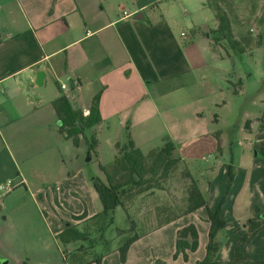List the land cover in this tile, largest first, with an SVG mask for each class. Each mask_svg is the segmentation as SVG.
Listing matches in <instances>:
<instances>
[{"label":"crops","instance_id":"1","mask_svg":"<svg viewBox=\"0 0 264 264\" xmlns=\"http://www.w3.org/2000/svg\"><path fill=\"white\" fill-rule=\"evenodd\" d=\"M184 2L192 7L186 19L174 11ZM232 23L235 38L242 37ZM212 24L216 39L218 23L210 0H132L131 6L120 1L114 6L112 0H0V185L9 181L12 190L7 196L21 187L29 199L16 206L22 218L14 223L10 219L14 209L6 212L9 197L3 199L0 192V259H9L14 245L17 249L15 229L25 239L31 238L30 229L39 223L34 214L41 218V203L49 210L43 220L47 240L52 238L56 245V236L66 226L79 228L101 213L102 205L82 162L89 142L83 135L90 132L95 137L97 144L91 152L101 158L100 137L110 138L108 133L117 124L125 127L126 145L130 142L133 147L127 151L137 150L143 156L145 151H159L156 145L167 133L171 157L178 163L205 160L209 180L203 188L196 187L209 210L220 207V217L227 224L216 235L220 246L215 264H264V106L253 119L246 114L239 126L242 138L237 143L243 150L238 164L230 168L228 143L213 127L227 104L226 60L231 52L219 46V41L213 47L205 42L199 52L195 39L181 45L178 36L181 28L195 33ZM254 50L260 58L262 40L241 55ZM236 75L243 85L246 77H253L242 72ZM261 78L259 72L256 79ZM62 96L83 115L98 96L101 121L77 136L76 144L58 131L52 102ZM203 115L212 116L211 123H203ZM171 117L176 120L172 130L166 124ZM112 144L119 146V142ZM110 167L109 173L106 166H99L104 179L93 173L104 184L107 179L113 182L118 170L115 162ZM183 200L173 209L161 210L156 203L140 207L138 219L150 228L129 246L124 263L115 252L103 256L100 264H196L203 260L210 227L207 211L203 207L192 213L178 212L188 202L186 197ZM81 216L82 220L74 219ZM251 220L259 229L246 246L247 260L234 263L235 249ZM188 225L198 232V248L187 253L186 261L182 256L173 260L176 234ZM76 250V242L67 244L66 254Z\"/></svg>","mask_w":264,"mask_h":264},{"label":"rangeland","instance_id":"2","mask_svg":"<svg viewBox=\"0 0 264 264\" xmlns=\"http://www.w3.org/2000/svg\"><path fill=\"white\" fill-rule=\"evenodd\" d=\"M112 1L114 6H117L119 1L125 6H131L132 0ZM163 3H166V1H163ZM210 3L213 8L216 9L215 11L218 14H226L228 16L230 22H233V29L237 31V28H239L240 33L243 35L242 37L253 39L255 44L262 40L263 50L260 52V58L256 54V50H254L245 55L231 53L230 58L226 60L228 63V81L230 83L229 89L226 92L227 104L224 111L219 113V122L217 126L213 127V129L217 130L222 135V138L228 143L225 147L227 156L226 160L231 168L238 164L239 157L243 150L237 143L238 139L241 140L242 138L239 126L243 122L246 114H250V119H253L256 116H259V110L264 106V25L259 21L261 18L260 15H263L262 19L264 20V1L210 0ZM152 7H155V5ZM147 8L148 9L145 13L148 15L150 14L151 7L149 6ZM174 11L177 16L180 15L182 18L186 19L192 11V7L190 4L184 2L174 8ZM214 28L215 27L212 24L210 29L197 30L195 33L181 28L178 31L181 45H189L190 42L195 39L199 52L202 51V45L205 42L213 47L215 35L212 30ZM180 33L185 34V36L180 37ZM220 45L228 48L227 43L224 40L219 41V46ZM218 52L223 53V50L219 47ZM241 72L244 76H249V74L253 76L246 77L244 79V85L239 84V78H237L238 75H236ZM259 72L262 73V78L257 80L256 76ZM253 100L257 101V106L256 104H252ZM175 121L176 120L173 117L167 120L166 124L169 129L172 130V128L175 127L173 125ZM201 121L203 123H211L212 116L203 115ZM205 125L206 124H204V126ZM125 132V127L121 128L119 125L113 124L111 131L108 133L110 138L107 139V137H104V134L101 135V158H98V156H95L92 152L89 153L87 148H85L82 162H84L87 177L88 175L95 176L94 173H96L99 174V178L104 179L106 178L105 174L102 172L98 173L99 166H106L107 171L110 173L111 167L109 168V164L114 165L115 159L122 163L125 154L124 145H126L127 141ZM166 134L167 133H165L163 138L159 140L156 145L158 148H163L166 142L171 141L168 134ZM83 136L85 139L90 140L91 134L90 132H86ZM96 139H99L98 135ZM110 140L111 144H107ZM113 142H119V149L112 144ZM231 142L234 143L230 144ZM68 143L71 145L70 142ZM76 143L78 142H75V144ZM81 143L85 147V141L82 140V138ZM148 152L149 151L144 152V170L142 173V179L138 180L140 184L139 186L125 185L128 181L129 171H123L120 167L115 169L118 170L116 172L117 178L114 179L113 182L115 184H123L126 190V193L121 198L122 206L113 211L112 223L105 221V224L104 221L101 220V227L103 223L105 224L103 229H98L100 221L95 220H87L81 224V227L77 228L80 231L89 232V235L86 240L76 242V248L84 250V253L80 254L76 250L67 254L69 264L77 261L83 263L92 262L97 258L112 255L115 252L116 254L119 253V247L134 236H141L150 228L149 226L142 225L138 219V213L141 211L140 207L146 204L155 205L156 203V206L161 210L167 208L173 209L175 203L178 201L182 203L185 197L188 199L191 181L195 182L197 185L199 184V188H203L209 180L210 170H208V165H206L205 160L203 162L197 161L195 163H190L189 165L187 163H176L173 165L169 173L163 176L161 166L164 165V163L162 162V158H157L156 152L149 154ZM88 157H91V160L85 161ZM69 163V159H67V166ZM47 188L51 189L54 187L48 186ZM22 191L21 187L16 188L9 196H7V193L1 192L3 199L9 197L7 206L10 210L6 212L10 214L12 212L11 209H14L10 218L14 223H16V220L22 218V212L17 211L16 206H20L29 201ZM156 191L159 193H156ZM29 203L32 205V202ZM178 206L180 207V204H178ZM125 207L128 210L124 209ZM188 207L189 201L186 203L185 207H181V210L177 211L186 212ZM38 211L41 218L37 213L34 214V218L36 220L38 219L39 223L37 226L30 229L32 231L31 238L25 239L22 235L18 234V230L15 229L13 232V239L14 244L17 245V249L14 245L11 257H9V259H0V264H68L64 261L62 255V252H67V244L57 241L56 245V242H54L52 238L47 240L46 236H48V233L43 220L44 217L48 216L49 210H47L46 206H43L41 203V208ZM173 211L175 212V209ZM26 248H30L33 251L27 252ZM9 249H11V247H9Z\"/></svg>","mask_w":264,"mask_h":264},{"label":"trees","instance_id":"3","mask_svg":"<svg viewBox=\"0 0 264 264\" xmlns=\"http://www.w3.org/2000/svg\"><path fill=\"white\" fill-rule=\"evenodd\" d=\"M211 4V3H210ZM212 6V5H211ZM213 8V6H212ZM215 18L217 20V34L218 37L215 39L216 42L224 40L227 43L228 49L231 53L242 54L248 50H251L254 45L252 39L249 37L235 38L232 33L230 20L226 14H218L214 9ZM53 109L57 115L58 131L64 137L68 139H73L75 144V138L82 135L85 130L93 128L95 125L99 124L101 119L99 117L98 110V96L92 101L89 113L83 115L81 112L74 110L68 100L65 97L57 98L52 102ZM95 137L92 136L88 142V152L90 153L96 147ZM133 148L131 143L128 142L126 147H124L125 154L122 163L115 159V169L117 167L123 168L129 171V179L126 184L139 186V181L142 179V173L144 170V156L137 150L127 151V149ZM119 149V146H117ZM171 144L169 142L165 143V146L159 151H156L157 158L161 159L164 165L162 168V175H167L172 169L173 165L178 163L177 160L171 157ZM89 158V157H88ZM89 180L96 191L99 201L102 205L101 213L93 216L90 220L100 221L99 230L105 226L106 222L112 223L113 221V211L122 206V196L126 193L125 186L123 184H114L110 179H107V184L101 182L97 177L93 175H88ZM137 179V180H136ZM189 207L186 213H192L199 208H206L207 220L209 222V233H208V243L206 246V255L203 260L198 261L196 264H215L214 256L220 246V243L216 241V235L225 229L227 226L226 222L220 217V207L216 210L211 211L207 208L205 200L198 191L195 182L191 181V186L189 189ZM81 217H74L75 220H82ZM101 220L104 221L101 227ZM106 221V222H105ZM248 232L241 237L239 243L235 249L234 263L245 262L247 260L246 246L249 243L251 237L259 229V225L255 222L248 221ZM89 232L80 231L74 225H68L64 230L56 236V240L63 244L75 243L78 241L86 240ZM140 236H134L128 240L125 244L119 247L120 261L124 263L127 250L129 246L135 242ZM198 232L194 225H188L183 229L179 230L176 234L175 241V252L173 254V260H176L179 256L186 261L187 253H194L198 248ZM78 252L84 250L77 249ZM63 253V259L66 263L67 254ZM102 258V257H101ZM101 258H97L92 262H81L77 261L72 264H100ZM69 264V263H68Z\"/></svg>","mask_w":264,"mask_h":264},{"label":"built area","instance_id":"4","mask_svg":"<svg viewBox=\"0 0 264 264\" xmlns=\"http://www.w3.org/2000/svg\"><path fill=\"white\" fill-rule=\"evenodd\" d=\"M65 86H61V90H65ZM12 190L11 183L8 181L5 185H0V192L9 193Z\"/></svg>","mask_w":264,"mask_h":264},{"label":"water","instance_id":"5","mask_svg":"<svg viewBox=\"0 0 264 264\" xmlns=\"http://www.w3.org/2000/svg\"><path fill=\"white\" fill-rule=\"evenodd\" d=\"M139 17H141V15Z\"/></svg>","mask_w":264,"mask_h":264}]
</instances>
